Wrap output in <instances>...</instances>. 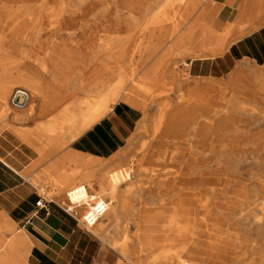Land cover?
<instances>
[{
    "label": "bare ground",
    "instance_id": "obj_1",
    "mask_svg": "<svg viewBox=\"0 0 264 264\" xmlns=\"http://www.w3.org/2000/svg\"><path fill=\"white\" fill-rule=\"evenodd\" d=\"M158 1L0 0V121L10 110L15 116L4 128L30 144L44 141L52 147L51 153L61 154L117 103L142 110L144 119L137 131L149 132L150 140L140 146L138 165L101 176L91 171L71 184L67 177L63 187H85L81 199L107 200L103 218L118 230L123 216L142 222L140 230L145 233L156 229L150 223H163L162 240L172 235L178 240L176 250L160 255L174 251L168 264H183L186 259L237 264L227 253L210 257L215 243L205 245L191 234L196 218H242L249 228L263 231L264 67L250 73L238 70L228 81L194 78L178 70V64L190 65L188 58L203 56L201 51L212 56L221 53L223 43L208 44L207 31L197 33L204 28L198 17L182 31L177 32L176 25L152 42V25L160 22L147 16ZM198 4V0L188 2L190 10ZM249 22H256L251 29L264 25V0H242L223 36L245 29ZM137 38L147 43L134 46ZM18 94L24 95L22 104L15 101ZM248 102L262 104V110L249 108ZM153 105L156 116L148 126ZM29 122L34 124L19 125ZM134 139L135 135L130 143ZM61 163L77 169L101 164L72 152L62 157L60 167ZM95 182L99 188L93 195ZM124 184L132 187L122 192ZM128 193L132 194L129 203L124 198ZM64 204L73 207L68 198ZM102 219L92 232L108 240ZM199 229L219 235L223 226ZM236 234L241 248H251V261L264 264V237L248 243ZM146 236L144 240H149ZM112 247L121 249L123 259L131 264H142L127 257V241L114 242ZM203 254L209 257L203 260Z\"/></svg>",
    "mask_w": 264,
    "mask_h": 264
},
{
    "label": "crops",
    "instance_id": "obj_2",
    "mask_svg": "<svg viewBox=\"0 0 264 264\" xmlns=\"http://www.w3.org/2000/svg\"><path fill=\"white\" fill-rule=\"evenodd\" d=\"M241 4L242 0L205 1L196 16L204 28L197 33L207 31L208 44L223 43V51L214 56L199 51L203 56L188 58L192 77L228 81L238 70L250 73L264 67V25L251 29L256 22H249L245 29L223 36ZM142 119V110L119 102L61 154L51 153L52 147L44 148L42 141L30 144L9 130L0 134V264H88L91 259L90 264H117L107 258L100 239L59 202L63 180L68 177L71 184L73 178L63 171L69 164L58 163L68 152L114 161L127 150ZM49 192L55 196L50 198ZM40 199L46 208L36 206Z\"/></svg>",
    "mask_w": 264,
    "mask_h": 264
},
{
    "label": "rangeland",
    "instance_id": "obj_3",
    "mask_svg": "<svg viewBox=\"0 0 264 264\" xmlns=\"http://www.w3.org/2000/svg\"><path fill=\"white\" fill-rule=\"evenodd\" d=\"M152 2L153 0H148ZM190 0H185L183 4L179 2V0H159L156 5L153 6L151 12L148 14V19L154 20L157 19L159 24L153 23L152 25V31L154 32V37L152 39V42H157L158 37L161 35H165L166 31H171L176 25L180 26V30H177V32L182 31L186 27H188L195 19V17L201 12L205 1L206 0H198L199 4L196 5V7L193 10H190L188 2ZM189 8V10H188ZM141 15L139 14L138 17ZM186 18V19H185ZM183 20V22H182ZM142 24L146 23V19H141ZM182 22V24H180ZM146 39H140L137 38L134 42V46H138L141 44V42L147 43ZM171 40V39H170ZM187 62L189 60L187 59ZM178 70L184 71L188 75L192 77V74L190 72L191 66H187L186 64H178ZM247 106L249 108H253L255 105L253 103L248 102ZM255 107H257V110L261 109L262 110V104H258ZM3 111V107L0 106V112ZM8 116L0 121V134L4 131H8L6 128L3 127V125L13 122L14 118V113L11 112L10 110L7 112ZM156 116V106L153 105L150 108L149 111V118H148V126L152 122V120ZM143 119H144V113H143ZM33 122H29V124L25 123H20V126H31L33 125ZM150 140V133H145L144 131H137L135 134V139L133 142H131L125 151L123 157L114 162H101L100 166H98L95 169H85L80 167H73L70 166L66 169H63L65 171V175H69V173L76 174L73 177V180L75 182L81 181L82 178L85 177L86 174H88L91 171H95L97 176H101L104 174H108L114 170L120 169L121 167H128L130 164H135L138 165L139 159H141V153H140V146L144 141H149ZM44 142V141H42ZM41 145L44 148H47L48 145L46 143ZM76 185H69L66 188L62 189V195L63 198L59 201L64 207H67L64 203L67 201L66 195L67 193L72 189L75 188ZM132 186L131 184H124L121 186V191L126 192L128 189H130ZM58 188V186H53V189ZM98 184L95 182L93 183V187L90 190V192L94 195L96 194V190L98 189ZM45 192V190H44ZM48 196L50 198H53L54 192H49ZM131 193L125 194L124 198L125 200L129 203L131 200ZM82 208V207H81ZM79 209L78 213L79 216H81L84 212V210ZM83 209H85L83 207ZM80 219V218H79ZM136 218H128L123 216L120 221L118 222L119 224V230L116 228L114 225H112V221L108 218H103L102 219V227L107 230V233L109 235L108 240H103L102 238L96 236L93 232L92 229H90V232L93 237L100 239V244L103 248L104 252H107V258L116 261L117 264H126L131 262L123 259V253L121 249H114L112 247V244L114 242H117L118 244L123 243L124 241H127V247H128V256L134 261H138L142 264H168V257L173 256L174 251L171 252L168 256H163L160 257V255L167 249L172 248L173 250H176L175 246L178 244V240L175 239V237L172 235L168 240L163 241L162 237H164V233L160 230V226L163 223H155L150 225H153L156 229L151 230L147 233L144 231L140 230V226L142 225L140 223L136 224L134 222ZM211 224H218L223 226V231L217 235L215 232H206L202 233L199 229L204 226H210ZM195 225V224H194ZM196 230L194 233L191 234V236L195 237V240L202 242V243H208L210 245L211 242L215 243L216 248H212L213 253L211 254L210 257L213 255L215 256L216 253L219 254L220 252L222 253H227L228 255H231L233 258L237 259L238 262L237 264H258V263H253L251 261V257L254 255L251 251V248H241L239 246V240L238 236L236 233L242 235L248 243L254 242L261 240L262 236L264 237V227L263 231H258L257 229H251L249 226H247L246 222L242 218H196ZM159 226V227H158ZM238 229L236 232L235 230ZM147 234L146 237L149 236V240H144L145 235ZM95 250L94 258L97 259L98 257V245L93 248ZM264 252V248L261 250ZM172 254V255H171ZM159 257V258H157ZM209 257L207 254L201 255V258L203 260H206ZM86 259H88L86 257ZM85 259V260H86ZM188 259H186L187 261ZM191 260V259H189ZM91 261V262H90ZM90 263H94L92 259L90 260ZM198 262V261H196ZM88 263V264H90ZM199 263V262H198ZM200 264V263H199Z\"/></svg>",
    "mask_w": 264,
    "mask_h": 264
},
{
    "label": "built area",
    "instance_id": "obj_4",
    "mask_svg": "<svg viewBox=\"0 0 264 264\" xmlns=\"http://www.w3.org/2000/svg\"><path fill=\"white\" fill-rule=\"evenodd\" d=\"M82 193H87L85 187H75L72 188L68 193H67V198L70 201V204L73 207H64L65 212L68 214H72L74 216H77L80 218V221L82 224L86 227V229L90 230L96 224L104 217V215L108 211V201L105 199H102L98 196H90L87 199H81L80 196ZM73 198H78L74 202L72 200ZM37 207H42L46 208V205H43V200L40 199L36 203ZM81 207H84L85 210L81 216H79V209ZM183 264H199L196 261L193 260H187Z\"/></svg>",
    "mask_w": 264,
    "mask_h": 264
},
{
    "label": "water",
    "instance_id": "obj_5",
    "mask_svg": "<svg viewBox=\"0 0 264 264\" xmlns=\"http://www.w3.org/2000/svg\"><path fill=\"white\" fill-rule=\"evenodd\" d=\"M23 99H24V95L23 94H18L15 98L16 103L18 104H22L23 103Z\"/></svg>",
    "mask_w": 264,
    "mask_h": 264
}]
</instances>
